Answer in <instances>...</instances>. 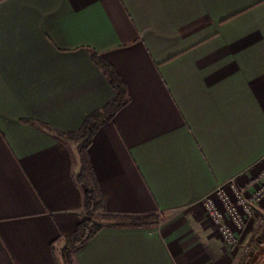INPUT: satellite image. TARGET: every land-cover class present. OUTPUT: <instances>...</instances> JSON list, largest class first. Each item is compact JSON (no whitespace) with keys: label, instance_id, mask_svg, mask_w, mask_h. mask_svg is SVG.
Returning <instances> with one entry per match:
<instances>
[{"label":"crops","instance_id":"0c3cea01","mask_svg":"<svg viewBox=\"0 0 264 264\" xmlns=\"http://www.w3.org/2000/svg\"><path fill=\"white\" fill-rule=\"evenodd\" d=\"M92 53L127 89L87 148L99 213L162 218L103 226L73 264H242L202 201L264 168V0H0V264H62L83 217L77 144L45 126L113 99Z\"/></svg>","mask_w":264,"mask_h":264},{"label":"trees","instance_id":"16d2710c","mask_svg":"<svg viewBox=\"0 0 264 264\" xmlns=\"http://www.w3.org/2000/svg\"><path fill=\"white\" fill-rule=\"evenodd\" d=\"M91 56L94 64L103 71L115 91L113 99L102 109L90 113L81 127L75 132L60 133L45 126L47 131L54 134L57 138L77 144V155L81 170L76 176V180L85 188L82 203L83 217L76 230L66 235L63 239L64 247L60 251L62 264H73V252L84 245L105 225L146 227L150 224L154 226L158 223L157 214L125 215L102 212L101 219H96V213L103 209V200L95 178L91 173L87 148L99 125L110 121L115 113L126 104L127 89L125 83L111 64L99 58L96 53H92Z\"/></svg>","mask_w":264,"mask_h":264},{"label":"built area","instance_id":"2783aa9c","mask_svg":"<svg viewBox=\"0 0 264 264\" xmlns=\"http://www.w3.org/2000/svg\"><path fill=\"white\" fill-rule=\"evenodd\" d=\"M264 201V168L245 184H239L231 179L224 185H219L215 191L206 196L202 205L206 216L217 226L220 239L232 247H243L238 236L246 221L250 217H257L260 222L258 231L255 232L256 242L259 246L264 235V214L261 216L258 206Z\"/></svg>","mask_w":264,"mask_h":264},{"label":"rangeland","instance_id":"374dc122","mask_svg":"<svg viewBox=\"0 0 264 264\" xmlns=\"http://www.w3.org/2000/svg\"><path fill=\"white\" fill-rule=\"evenodd\" d=\"M262 203H264V201H262L260 203V205ZM258 211H259V213H257L258 216L259 215L261 216V214H264V209L260 208V206H258ZM101 216H102V213H99V211H98L96 213V219L100 220ZM157 216H158L157 222L159 223V221L161 220L162 217L159 214H157ZM258 220L259 219L256 216L250 217V219H248L246 221V224L244 225L242 231L245 229L248 222L251 223V226L253 229L252 232L254 231V233H255L256 231H258L259 224H260V222ZM157 224H155V225H157ZM151 226H152V224L149 225V227H151ZM261 236H262L261 238H257V239H258V241L264 242V235H261ZM254 237H255V234L252 235L250 239H252L253 241L256 242V240H255L256 238H254ZM239 248H241V254H242L243 259H244L242 264H264V243H262V245L260 244L259 246L255 247V249H252L250 246L247 245V243H244L243 247H239Z\"/></svg>","mask_w":264,"mask_h":264}]
</instances>
